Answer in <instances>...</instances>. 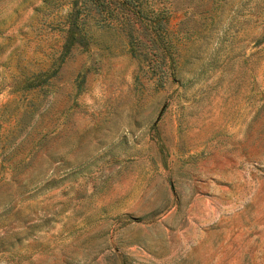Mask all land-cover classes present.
<instances>
[{
    "label": "rangeland",
    "instance_id": "1",
    "mask_svg": "<svg viewBox=\"0 0 264 264\" xmlns=\"http://www.w3.org/2000/svg\"><path fill=\"white\" fill-rule=\"evenodd\" d=\"M70 7L0 0V264H264V0Z\"/></svg>",
    "mask_w": 264,
    "mask_h": 264
},
{
    "label": "trees",
    "instance_id": "2",
    "mask_svg": "<svg viewBox=\"0 0 264 264\" xmlns=\"http://www.w3.org/2000/svg\"><path fill=\"white\" fill-rule=\"evenodd\" d=\"M141 2L142 0H79L77 2L76 0H71V7L67 11L63 26L61 27L64 30V35L57 55L62 56L75 41L83 43L84 33L80 31L82 25L80 20L83 17V9L87 7V3L99 12L97 24L120 28L129 36L130 30H141L142 35L150 40L151 44H157L162 26L160 30L155 27L152 16H156L160 9H152L150 15H147L145 12L141 14ZM136 38L139 39L140 36ZM160 50L163 55L162 48Z\"/></svg>",
    "mask_w": 264,
    "mask_h": 264
}]
</instances>
